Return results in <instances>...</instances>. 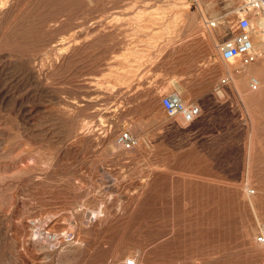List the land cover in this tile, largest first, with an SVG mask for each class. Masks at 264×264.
<instances>
[{
	"label": "rangeland",
	"instance_id": "374dc122",
	"mask_svg": "<svg viewBox=\"0 0 264 264\" xmlns=\"http://www.w3.org/2000/svg\"><path fill=\"white\" fill-rule=\"evenodd\" d=\"M221 1L0 0V264H264V13L225 62Z\"/></svg>",
	"mask_w": 264,
	"mask_h": 264
},
{
	"label": "built area",
	"instance_id": "2783aa9c",
	"mask_svg": "<svg viewBox=\"0 0 264 264\" xmlns=\"http://www.w3.org/2000/svg\"><path fill=\"white\" fill-rule=\"evenodd\" d=\"M251 8L259 9L264 13V0H254ZM251 11L248 7L246 12L239 16L236 30L233 35L219 46L221 59L225 62H232L246 58L248 61L254 62L256 54H254V42L252 39L253 26L250 19ZM249 86L251 90H257L260 82L257 78L250 79ZM161 105L168 116L172 118L179 117L186 124L194 123L201 116V108L196 104H186L180 95L176 92L165 94L161 99ZM116 144L125 150L135 149L139 146L140 141L129 132H122L117 136ZM49 233V232H48ZM45 235V233L43 234ZM255 242L264 247V224L261 225ZM127 264H134L130 261Z\"/></svg>",
	"mask_w": 264,
	"mask_h": 264
},
{
	"label": "crops",
	"instance_id": "0c3cea01",
	"mask_svg": "<svg viewBox=\"0 0 264 264\" xmlns=\"http://www.w3.org/2000/svg\"><path fill=\"white\" fill-rule=\"evenodd\" d=\"M242 1L243 0H222L221 1V6L222 7H227V8H238L239 7L238 9H236L237 11L236 10H233L232 11V13L237 16V22H238L239 16H241L242 14H244L246 12L245 11L246 8L249 7V6H251V4H252V2L254 0H248V1L244 2L243 5H241L242 4ZM210 24H213V21H209V25ZM212 26H215V24H213ZM231 31L232 32H230V33H232L231 35H233V33L235 32V30L234 31L231 30Z\"/></svg>",
	"mask_w": 264,
	"mask_h": 264
},
{
	"label": "bare ground",
	"instance_id": "6f19581e",
	"mask_svg": "<svg viewBox=\"0 0 264 264\" xmlns=\"http://www.w3.org/2000/svg\"><path fill=\"white\" fill-rule=\"evenodd\" d=\"M249 8V7H248ZM250 9V8H249ZM251 10V9H250ZM250 13L252 12V11H249ZM257 13V12H256ZM255 14V13H254ZM257 14H259V13H257ZM256 14V15H257ZM258 16H260V15H258ZM262 18V17H261ZM251 19V18H250ZM252 21V20H251ZM209 22V21H208ZM254 23V22H253ZM214 24V23H213ZM213 24H210L211 26L213 25ZM209 25V26H210ZM216 26V25H215ZM253 26V25H252ZM257 28H258V32L259 33H263V35L261 36V39H262V42L264 43V18H262V19H259V20H257ZM257 35V34H256ZM257 42V41H256ZM255 44V43H254ZM258 46V45H257ZM256 45H254V52L256 53V54H258V55H260V50H261V48H259V46L257 47ZM261 46H263V45H261ZM260 46V47H261ZM232 62H234V61H232ZM243 67H246V66H243ZM246 70H244V73H246V74H248V70H247V67L245 68ZM243 76V75H242ZM236 80V79H235ZM240 82L238 81V82H235L234 83V86H235V88H239V86H240ZM183 100V99H182Z\"/></svg>",
	"mask_w": 264,
	"mask_h": 264
}]
</instances>
